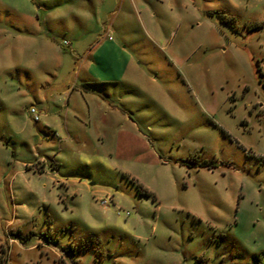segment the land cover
<instances>
[{
  "label": "rangeland",
  "instance_id": "obj_1",
  "mask_svg": "<svg viewBox=\"0 0 264 264\" xmlns=\"http://www.w3.org/2000/svg\"><path fill=\"white\" fill-rule=\"evenodd\" d=\"M0 256L264 264V0H0Z\"/></svg>",
  "mask_w": 264,
  "mask_h": 264
},
{
  "label": "crops",
  "instance_id": "obj_2",
  "mask_svg": "<svg viewBox=\"0 0 264 264\" xmlns=\"http://www.w3.org/2000/svg\"><path fill=\"white\" fill-rule=\"evenodd\" d=\"M118 49L119 47L117 46V44L112 42L111 36H108L107 39L104 38V40L97 39V41L92 44L91 48L88 49L87 57H91V60H89V63L91 65L89 69L92 68L91 71L97 69L94 65L99 64V62L105 65L103 69H106L108 67V69L111 71V77L100 75L99 72L94 74L97 76V78H100V80H117L118 78H123L125 70L129 64L128 60L124 58L120 65V62L118 60L119 57L118 59L116 58V51H118ZM113 64H118L117 68L114 67L115 65Z\"/></svg>",
  "mask_w": 264,
  "mask_h": 264
},
{
  "label": "built area",
  "instance_id": "obj_3",
  "mask_svg": "<svg viewBox=\"0 0 264 264\" xmlns=\"http://www.w3.org/2000/svg\"><path fill=\"white\" fill-rule=\"evenodd\" d=\"M62 44H63V45H68V42L64 40V41L62 42ZM30 112L33 113V114H35V109H34V108H31V109H30ZM34 119L37 120V119H38V116L35 115Z\"/></svg>",
  "mask_w": 264,
  "mask_h": 264
},
{
  "label": "trees",
  "instance_id": "obj_4",
  "mask_svg": "<svg viewBox=\"0 0 264 264\" xmlns=\"http://www.w3.org/2000/svg\"><path fill=\"white\" fill-rule=\"evenodd\" d=\"M0 264H5V259L3 258V256H0Z\"/></svg>",
  "mask_w": 264,
  "mask_h": 264
}]
</instances>
